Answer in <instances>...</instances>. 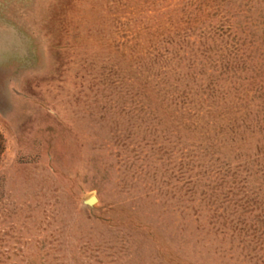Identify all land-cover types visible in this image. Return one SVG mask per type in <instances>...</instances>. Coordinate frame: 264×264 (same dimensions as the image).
<instances>
[{"label": "rangeland", "instance_id": "374dc122", "mask_svg": "<svg viewBox=\"0 0 264 264\" xmlns=\"http://www.w3.org/2000/svg\"><path fill=\"white\" fill-rule=\"evenodd\" d=\"M0 264H264V0H0Z\"/></svg>", "mask_w": 264, "mask_h": 264}, {"label": "water", "instance_id": "95a60500", "mask_svg": "<svg viewBox=\"0 0 264 264\" xmlns=\"http://www.w3.org/2000/svg\"><path fill=\"white\" fill-rule=\"evenodd\" d=\"M96 200L95 196L94 195H89L88 197H86L83 202L86 204V205H91L92 203H94Z\"/></svg>", "mask_w": 264, "mask_h": 264}]
</instances>
